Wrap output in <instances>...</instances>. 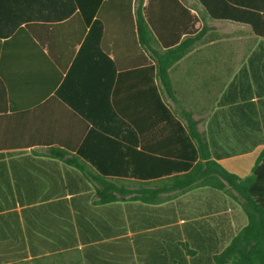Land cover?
I'll list each match as a JSON object with an SVG mask.
<instances>
[{
    "label": "crops",
    "instance_id": "0c3cea01",
    "mask_svg": "<svg viewBox=\"0 0 264 264\" xmlns=\"http://www.w3.org/2000/svg\"><path fill=\"white\" fill-rule=\"evenodd\" d=\"M1 1L0 32L10 35L0 37V264H216L247 225L230 188L179 186L172 178L183 173L145 172V158L129 172L128 156L152 142L162 158L156 87L184 127L183 113L196 122L212 161L249 176L264 150V38L213 19L200 0H104L87 26L78 16L20 24L19 0ZM208 1L217 13L259 4ZM141 3L152 50L191 44L170 69L173 97L147 72L156 63L139 42ZM135 102L132 118L156 120L138 145L115 108ZM53 148L84 169L51 157ZM86 172L116 183L100 195Z\"/></svg>",
    "mask_w": 264,
    "mask_h": 264
},
{
    "label": "trees",
    "instance_id": "16d2710c",
    "mask_svg": "<svg viewBox=\"0 0 264 264\" xmlns=\"http://www.w3.org/2000/svg\"><path fill=\"white\" fill-rule=\"evenodd\" d=\"M104 0H19L20 24L26 21L48 20L61 21L71 19L76 16L85 25H90L96 16ZM206 5L213 19L230 20L252 26L255 34L264 38V0L259 2L256 10L234 11L228 8L221 9V13L215 12L208 0H200ZM233 1V0H228ZM9 4L0 0V8L7 9ZM125 8L132 9L131 3L125 4ZM28 9L29 15H24ZM23 13V14H22ZM96 22H94L95 24ZM98 23H96L97 26ZM136 28L140 45L147 50H152L154 37L149 23L142 13V3L136 8ZM10 35V32H0V37ZM191 44L186 40L181 44L167 49L164 53L152 50L154 53L155 66H150L147 72H152V79L157 78L163 88L164 94L173 97V85L170 78V69L189 51ZM155 72V75H154ZM157 102L161 108L158 117H161L166 125V139L161 149L162 158H155L154 143H142L141 151L137 152L134 147L130 149L129 172H137L139 158H145V172H180L172 178L173 183L179 186H194L198 184L211 185L218 189L229 187L231 194L241 204L242 210L247 218V225L233 238L227 248L217 255L214 259L216 264H264V150L260 154L251 174L245 178L232 174L225 170L221 165L212 161L211 152L208 145L202 139L201 134L196 129V122L191 116L183 113L186 120L184 127L175 114L162 101L158 89L155 87ZM117 114L130 123L136 135V145L139 144L141 137L145 140V135L152 133L156 120L135 119L138 113V104L132 106L134 109L126 113L117 103L115 104ZM172 133L174 144L169 145V136ZM139 135V137H138ZM169 135V136H168ZM51 157L58 158L71 166L84 169L75 157H69V152L63 149H50ZM83 154V151H81ZM85 157L91 159L84 153ZM139 156V157H138ZM170 157H175L171 159ZM92 160V159H91ZM90 160V161H91ZM142 160V159H141ZM93 161V160H92ZM95 163V162H94ZM156 164L158 169H154ZM136 168V169H135ZM88 173L94 181L104 189L99 191L100 195L105 196L104 190H108L116 182L108 180L106 174L95 176L92 172ZM103 173V172H102ZM236 194H234V193Z\"/></svg>",
    "mask_w": 264,
    "mask_h": 264
}]
</instances>
